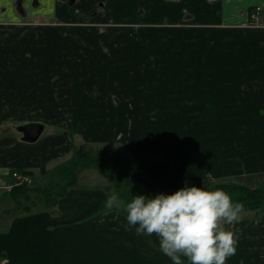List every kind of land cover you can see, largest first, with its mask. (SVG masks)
Returning <instances> with one entry per match:
<instances>
[{
	"label": "crops",
	"instance_id": "obj_1",
	"mask_svg": "<svg viewBox=\"0 0 264 264\" xmlns=\"http://www.w3.org/2000/svg\"><path fill=\"white\" fill-rule=\"evenodd\" d=\"M18 1L20 9L16 6ZM71 1L72 5L63 0H0V26H5L0 27V86L4 85L3 99L14 103L13 108L2 111V116L31 115L23 109L29 97L25 94L23 100L15 99L9 89L16 82L27 87L35 85L36 93L41 76L46 82H55L58 75L66 78L84 73L81 70H88L89 75L84 77L95 76L97 83L115 82L122 76L108 69L111 63L123 61V36L142 33L139 21H175L188 13L209 38L212 50L224 52L220 58L224 63L222 70L212 65L216 74L199 78V83L211 85L200 88L202 115L207 116L210 130L225 132H221L222 138L217 134L212 146L227 148L221 154L227 158L213 157L207 163L213 170L209 173L242 185L246 184L241 181L251 177L262 180L264 175L255 174L264 172V0H109L104 19L99 17L102 7L89 19L106 23L112 18L117 29L96 31L43 25L42 21H87L85 15L89 13L80 18L73 10L79 6L86 12L97 0ZM256 7L261 10L253 19L251 13ZM15 20L18 22L11 23ZM28 20L36 24L27 27L22 21ZM100 33L106 38L99 40L94 36ZM69 34L86 37L75 44ZM30 35L36 36V44H28ZM217 37L223 42L211 43ZM128 45L137 46L134 42ZM124 115L125 110L116 112L117 123H123ZM221 116L231 118L227 124L224 121L222 129ZM34 123L40 122L21 125ZM40 124L44 129L34 143L23 141L17 130L21 125L16 127L17 134L0 139V149L4 151L0 153V259H7V264H173L160 251L156 234H137L135 227L129 226L124 191L105 182L107 178L101 174L78 171L74 182L64 185L65 193L54 205H46L35 197L30 206L23 205L21 200L28 202L31 191L58 188L62 186L60 182H66L59 170L68 164L70 143L66 136L61 138L60 133ZM13 171L29 176L30 182L22 185L26 188L14 186ZM195 171L194 177L205 176L202 168ZM54 175L56 179L51 181ZM131 176L134 179L135 175ZM80 180H93L94 184L81 185ZM23 189L27 190L22 192ZM148 190L153 192L151 196L171 192ZM109 196L117 197L112 208L106 207ZM249 211L240 213L239 223L223 225L238 237L236 253L225 264H264V215L256 216L258 209L254 215ZM181 260L188 264L186 257Z\"/></svg>",
	"mask_w": 264,
	"mask_h": 264
},
{
	"label": "rangeland",
	"instance_id": "obj_2",
	"mask_svg": "<svg viewBox=\"0 0 264 264\" xmlns=\"http://www.w3.org/2000/svg\"><path fill=\"white\" fill-rule=\"evenodd\" d=\"M102 1L103 3L97 0L86 12L79 6L74 8L76 17L81 18L83 14L89 13L85 15L87 21H42L43 25L49 28L96 31L119 28L112 24V18L106 23L89 19L97 15V10L101 7L104 10L99 17L104 19L109 0ZM187 15L185 13L175 21L167 18L139 21L142 33L123 36V61L110 64L108 71L122 76L113 83H97L95 76L84 77L89 75L88 70H81L80 73H84H75L66 78L58 75L55 82H46L41 76L40 83L36 84V93L33 84L28 87L18 82L12 84L9 89L13 91L15 99L23 100L25 94L29 97L23 106L24 112H30L29 116H2V111L13 108L14 103L3 99L4 85H1L0 139L7 134H17L16 127L21 124L33 121L45 124L49 127L47 129H53L51 132L60 133L61 138L66 136L70 143L68 164L63 167L78 163L72 172L61 176L66 179V182H60L62 186L72 182L73 177H70L73 174L76 176L78 171L95 175L98 173L102 178H107L105 182L124 191L123 197L127 203L131 202L132 196L154 197L149 188L155 191L169 190L170 194H174L185 183L188 187H202L204 190L216 184L238 183L209 173H213V170L207 163L213 157H220L227 148L212 146L217 134L222 138L225 132L210 130L207 116L202 115L200 88L211 85L199 83V78L216 74L212 65L222 70L224 63L220 58L224 52H220L219 48V53L214 52L209 45V38L200 31L201 27L194 23L190 14ZM256 17L257 15L254 18ZM17 22L15 20L11 23ZM22 23L30 27L36 21ZM94 36L99 40L106 38L102 33ZM84 37L86 35H68L75 44L81 43L78 39ZM27 39L28 44H36V36L30 35ZM215 39L211 43L216 42V45L224 40L220 41V37ZM128 42H134L137 46H129ZM123 110L126 113L124 121L117 123L116 112ZM228 119L231 118L221 116V129ZM224 121L226 124H223ZM134 130L136 133H133ZM226 137L229 138V135ZM0 153L3 154L4 151L0 149ZM225 158L227 157L221 156L219 159ZM197 167L205 171L204 177H194L197 176ZM62 172L59 171V174L62 175ZM125 172H129V175L124 174ZM131 173L135 175L134 179ZM255 175L262 177L264 172ZM253 178L241 182L249 188H256L262 180ZM55 179L56 175L50 177L51 181ZM80 184L92 185L94 181L80 180ZM59 190L60 186L56 193ZM34 197L38 199L40 195L31 191L29 201H21L23 205L30 206ZM245 209L250 210L251 215L256 211L243 207V211ZM255 213L256 216H263L264 209H258ZM2 261L7 264V259H0V264Z\"/></svg>",
	"mask_w": 264,
	"mask_h": 264
},
{
	"label": "clouds",
	"instance_id": "obj_3",
	"mask_svg": "<svg viewBox=\"0 0 264 264\" xmlns=\"http://www.w3.org/2000/svg\"><path fill=\"white\" fill-rule=\"evenodd\" d=\"M116 196H109L106 207L116 206ZM243 204L232 203L223 190L188 187L187 183L174 194L154 197L132 196L126 204V220L137 234L160 238V251L173 264H225L235 255L238 237L226 231L224 223H239Z\"/></svg>",
	"mask_w": 264,
	"mask_h": 264
},
{
	"label": "trees",
	"instance_id": "obj_4",
	"mask_svg": "<svg viewBox=\"0 0 264 264\" xmlns=\"http://www.w3.org/2000/svg\"><path fill=\"white\" fill-rule=\"evenodd\" d=\"M73 163V162H72ZM78 165V163L74 162L70 167H62L59 171H63L61 176H64L65 173L72 172L73 169ZM73 183L75 177L74 174L70 178H72ZM235 184V185H234ZM238 183H222L213 185L211 188H206L208 191H214L217 189L225 191L231 199L235 203H242L244 207L247 209L257 210L260 207H264V177L260 182L259 186L256 188H249V186L238 184ZM56 186H50L48 189L39 191L37 194L40 195V200L44 202V204H49V206L54 205L59 197H61L65 193V186H60V190L56 193ZM20 188H26L20 186ZM27 190V189H26ZM25 189L22 192L26 191Z\"/></svg>",
	"mask_w": 264,
	"mask_h": 264
},
{
	"label": "water",
	"instance_id": "obj_5",
	"mask_svg": "<svg viewBox=\"0 0 264 264\" xmlns=\"http://www.w3.org/2000/svg\"><path fill=\"white\" fill-rule=\"evenodd\" d=\"M44 126L40 123L21 125L17 130L22 133L23 141L27 143L36 142L42 134Z\"/></svg>",
	"mask_w": 264,
	"mask_h": 264
},
{
	"label": "built area",
	"instance_id": "obj_6",
	"mask_svg": "<svg viewBox=\"0 0 264 264\" xmlns=\"http://www.w3.org/2000/svg\"><path fill=\"white\" fill-rule=\"evenodd\" d=\"M256 11L251 15L252 18H254L256 15H258V12L260 10V8H256ZM12 176L16 179L15 186H19V185H25L28 184L30 182L29 176H27L25 173L23 172H13ZM6 261H2V264H4Z\"/></svg>",
	"mask_w": 264,
	"mask_h": 264
},
{
	"label": "flooded vegetation",
	"instance_id": "obj_7",
	"mask_svg": "<svg viewBox=\"0 0 264 264\" xmlns=\"http://www.w3.org/2000/svg\"><path fill=\"white\" fill-rule=\"evenodd\" d=\"M63 1H66V2H68V4L72 5V1L71 0H63ZM100 2L103 3L102 0ZM102 3H100V7H101V4ZM16 6H17L18 9H20L21 8V2L18 1L17 4H16Z\"/></svg>",
	"mask_w": 264,
	"mask_h": 264
}]
</instances>
